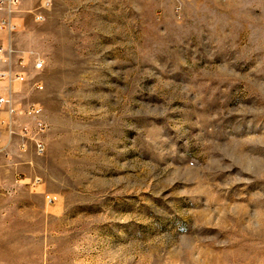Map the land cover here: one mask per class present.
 <instances>
[{"label":"rangeland","instance_id":"rangeland-1","mask_svg":"<svg viewBox=\"0 0 264 264\" xmlns=\"http://www.w3.org/2000/svg\"><path fill=\"white\" fill-rule=\"evenodd\" d=\"M20 2L0 47L25 61L14 99L42 108L46 152L0 218L45 225L18 258L0 238L1 261L264 264V0Z\"/></svg>","mask_w":264,"mask_h":264},{"label":"built area","instance_id":"built-area-1","mask_svg":"<svg viewBox=\"0 0 264 264\" xmlns=\"http://www.w3.org/2000/svg\"><path fill=\"white\" fill-rule=\"evenodd\" d=\"M0 12H3V19L0 21V30L7 32H13L16 25L12 21V17L21 12L20 0H0ZM36 20H43L42 14H37ZM12 48L10 45H2L0 47V62L7 64L9 67L0 71V81L6 83L7 92L0 95V111L7 113L8 118L1 120V124L6 128L10 136L18 135L21 138V148L23 151L28 149V144L32 142L35 147V153L39 156H43L46 152V143L42 134L46 131V122L43 119L42 108L35 103H29L26 106L17 104L14 99V84H22L27 81V73L25 72V61L22 57H17L15 60V68L12 66ZM44 60L39 56L35 58L33 62L34 69L41 71L44 68ZM35 88L43 90L41 82L35 84ZM18 116H26L32 119L33 124L21 125L18 131L15 130L16 118ZM26 178L20 179V182L26 181ZM40 179L29 180V185L36 187L40 184ZM49 202H52V198H48Z\"/></svg>","mask_w":264,"mask_h":264},{"label":"crops","instance_id":"crops-1","mask_svg":"<svg viewBox=\"0 0 264 264\" xmlns=\"http://www.w3.org/2000/svg\"><path fill=\"white\" fill-rule=\"evenodd\" d=\"M3 114L4 116L2 119H7L8 114L4 112ZM16 120L17 121L14 127L16 131H18L21 125L33 124V121L26 116H18ZM1 127L3 130H5V132L3 134V138L0 139V191L2 193H10L7 194V196H14L24 192V189H26L25 182L29 178L30 180L34 179V160L41 156L35 153L34 144L31 142L28 144V149L23 151L21 148V138L18 135L10 136L6 131V128L3 126ZM21 175H25L27 177L29 176V178H26V181L20 182V179H22ZM6 206L9 211H17L20 205L16 203H9ZM47 221L51 222L52 219H48ZM41 225H45V221H41L40 219L35 221V219L20 217L0 218V227H9L12 232L10 236L3 235L1 234L2 232L0 233V238H9L7 241L11 243V250L8 253L9 256L11 255L12 257L18 258L19 251L22 252V250H19L22 247V245H19V243H23L26 238H33L32 235H26V231L31 233L35 227H39ZM0 229L3 231L6 228ZM4 253L5 251L0 249V264H4L1 261L2 258L5 257ZM14 264H19V262L15 260Z\"/></svg>","mask_w":264,"mask_h":264}]
</instances>
